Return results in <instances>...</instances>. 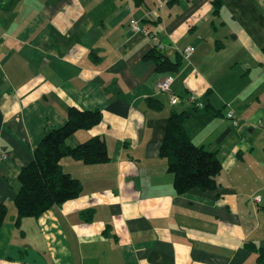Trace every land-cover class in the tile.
Wrapping results in <instances>:
<instances>
[{
  "label": "crops",
  "instance_id": "obj_1",
  "mask_svg": "<svg viewBox=\"0 0 264 264\" xmlns=\"http://www.w3.org/2000/svg\"><path fill=\"white\" fill-rule=\"evenodd\" d=\"M155 48L180 57L179 70L159 72L145 58ZM169 75L177 105L158 90ZM229 105L238 126L226 117ZM71 107L100 110L102 120L67 144L101 137L110 161L63 157L81 194L17 224L21 169ZM173 111L188 114L184 127L195 145L218 153L214 190L176 193L160 154ZM0 204L7 207L0 264H264V0L0 7Z\"/></svg>",
  "mask_w": 264,
  "mask_h": 264
},
{
  "label": "trees",
  "instance_id": "obj_2",
  "mask_svg": "<svg viewBox=\"0 0 264 264\" xmlns=\"http://www.w3.org/2000/svg\"><path fill=\"white\" fill-rule=\"evenodd\" d=\"M13 0H0V7L8 8ZM156 64L162 73L179 70L182 60L168 59L153 49L145 56ZM149 103L154 104L150 99ZM157 108V107H156ZM186 112L173 111L168 119L165 137L160 154L168 161V169L174 175V189L183 194L192 189L214 190L216 177L222 170V164L216 151H210L195 145L185 131ZM102 120L100 110L82 111L71 107L63 126L47 128L45 135L34 151L30 164L23 167L19 174L21 188L16 196V223L25 217H39L54 205L77 198L82 192L80 180L66 173L62 166L63 157L70 156L85 164H104L110 161L107 145L101 137L71 147L67 140L78 130L91 129ZM7 215V207L0 204V227ZM264 257L262 251L260 258Z\"/></svg>",
  "mask_w": 264,
  "mask_h": 264
},
{
  "label": "built area",
  "instance_id": "obj_3",
  "mask_svg": "<svg viewBox=\"0 0 264 264\" xmlns=\"http://www.w3.org/2000/svg\"><path fill=\"white\" fill-rule=\"evenodd\" d=\"M131 29L134 32H141L142 28L139 25V22L136 20H132L131 22ZM194 51V48L189 46L186 47L184 50V55L188 57L192 52ZM174 78L173 76L169 75L163 78L159 83H158V90L162 93L168 94L169 95V100L172 105H177L181 102V98L175 94L172 93L171 88L173 84ZM188 101H190L193 105H195L197 108H204V103L200 102L198 97L195 94H190L188 96ZM226 117L231 120L234 126L239 125V119L236 117L234 110L231 108L229 105L227 110H226ZM5 158V155L3 156ZM253 201L256 203H259L262 201V198L260 195H254L253 196Z\"/></svg>",
  "mask_w": 264,
  "mask_h": 264
}]
</instances>
